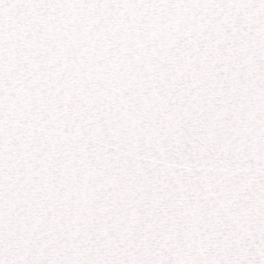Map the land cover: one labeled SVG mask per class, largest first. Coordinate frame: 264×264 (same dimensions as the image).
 Returning <instances> with one entry per match:
<instances>
[{
    "label": "snow or ice",
    "instance_id": "obj_1",
    "mask_svg": "<svg viewBox=\"0 0 264 264\" xmlns=\"http://www.w3.org/2000/svg\"><path fill=\"white\" fill-rule=\"evenodd\" d=\"M0 264H264V0H0Z\"/></svg>",
    "mask_w": 264,
    "mask_h": 264
}]
</instances>
